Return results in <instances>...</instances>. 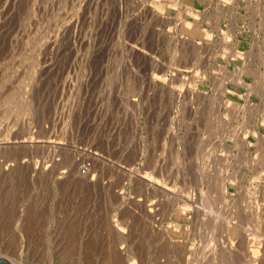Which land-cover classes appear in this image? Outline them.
<instances>
[{"label":"rangeland","instance_id":"rangeland-1","mask_svg":"<svg viewBox=\"0 0 264 264\" xmlns=\"http://www.w3.org/2000/svg\"><path fill=\"white\" fill-rule=\"evenodd\" d=\"M165 1L0 0V163L15 166L0 174V255L24 264H110L106 255L123 249L122 264H159L166 228L177 221L171 203L137 182L141 176L220 209L209 235L191 218L185 250L172 246L160 264H186L195 251L250 253L243 236L256 224L264 173V0H207L199 10L210 37L196 38L200 52L179 48L184 9L159 16L155 7ZM180 68L189 71L181 80ZM226 107L235 114L225 115ZM87 166L93 186L62 180ZM118 189L122 206L151 200L154 212L132 211L127 228L114 226ZM227 223L244 230L228 238Z\"/></svg>","mask_w":264,"mask_h":264},{"label":"bare ground","instance_id":"bare-ground-1","mask_svg":"<svg viewBox=\"0 0 264 264\" xmlns=\"http://www.w3.org/2000/svg\"><path fill=\"white\" fill-rule=\"evenodd\" d=\"M145 2V1H144ZM222 2L223 3H228V2H230V1H228V0H222ZM142 5V8L144 9V6H143V4H141ZM208 4H207V0H167V1H165V3L162 5V4H159V5H156V7H155V9L158 11V12H156L157 14H159V16H162V17H165V16H177V14L176 13H178V11L180 10V7H182L183 9H184V12H183V17H181V19H180V21H181V31H182V33H184L185 34V36H180V42H179V48H183L184 49V47H186V46H191L192 47V50H194L195 52H196V50H197V52H200V49H201V47H203V46H200V43L201 42H199V41H197L196 40V38L197 37H200V38H209L210 37V33H209V31H208V29H207V26H205V25H203V22L205 21V19H207V17L206 16H201V11L199 10L200 8H202V7H206ZM27 9V8H26ZM187 10V11H186ZM98 11H99V9H98ZM97 11V12H98ZM120 15H121V13H120ZM152 15H156V14H154V12H152ZM120 17V16H119ZM96 19V18H95ZM162 21H163V19H161ZM6 21V20H5ZM5 21H2V22H4L5 23ZM22 21H24V20H22ZM95 21V20H94ZM121 22V21H120ZM27 23V22H26ZM29 24V23H28ZM3 25L4 24H1V26L3 27ZM95 25V24H94ZM5 26V25H4ZM6 27V26H5ZM120 27V26H119ZM1 28V27H0ZM6 29V28H5ZM119 29H121V28H119ZM118 29V30H119ZM261 30V29H260ZM119 32H120V30H119ZM119 36V35H118ZM241 44V43H240ZM207 46V45H206ZM190 47V48H191ZM89 48H90V46H89ZM131 48V47H130ZM132 50H133V48H131ZM179 50V49H178ZM181 51V50H180ZM87 53H88V51H87ZM85 54V59H86V61H87V59H88V55H90V54ZM178 53V52H177ZM176 53V54H177ZM180 54H182V52L180 53ZM178 55V54H177ZM184 55V54H183ZM201 55V54H200ZM92 57V56H91ZM198 57V56H197ZM239 57V56H238ZM241 57V56H240ZM261 57V56H260ZM122 58V57H121ZM199 58V57H198ZM262 59V58H261ZM90 59H88V61H89ZM263 60H264V55H263ZM194 63V62H193ZM192 63V64H193ZM195 64H196V62H195ZM84 65H86L85 63H84ZM84 65H83V68H84ZM219 65H221V64H219ZM32 67H33V65H32ZM86 67V66H85ZM191 67V66H190ZM221 68H223L224 67V65H221L220 66ZM30 69H31V67H30ZM30 69H29V71H30ZM34 70V69H33ZM84 70H85V68H84ZM83 70V71H84ZM197 70V69H196ZM257 70V69H256ZM258 71V70H257ZM87 72V71H86ZM252 72V71H251ZM188 74H189V71L187 70V69H182V68H180V69H176V73H175V75H176V79H183L184 77H186V76H188ZM33 75V74H32ZM81 75V74H80ZM83 76H84V73L82 74ZM31 76V75H30ZM240 76V75H239ZM82 77V76H81ZM85 77H86V75H85ZM262 77V76H261ZM80 78V77H79ZM84 78V77H83ZM240 78V77H239ZM28 79V78H27ZM189 80H190V78H188ZM258 79V78H257ZM29 80V79H28ZM188 80V81H189ZM260 80V79H259ZM25 81H26V79H25ZM81 81V80H80ZM28 82V81H27ZM26 82V83H27ZM188 83V82H187ZM221 84V83H220ZM248 84V83H247ZM28 85V84H27ZM188 85V84H187ZM245 86H246V83L244 84ZM254 86H255V84H254ZM219 87V86H218ZM244 87V86H243ZM261 87V86H260ZM253 88V87H252ZM24 88H22V90H23ZM188 89V88H187ZM191 89V88H190ZM190 89H188L189 91H188V94L189 95H191L192 96V90H190ZM256 89V88H255ZM257 89H258V86H257ZM256 89V90H257ZM219 90V89H218ZM26 91V90H25ZM194 91V90H193ZM261 91V90H260ZM249 92V91H248ZM253 92V91H252ZM259 92V91H258ZM77 93H78V91H77ZM77 93L75 94L76 95V97L74 98L76 101H77V99H79L77 96ZM185 93V92H184ZM197 93V92H196ZM261 93H264V88H263V90H262V92ZM187 94V95H188ZM193 94H195V92L193 93ZM205 94V93H204ZM228 94H229V96H231V97H238V93H236L234 90H229L228 91ZM257 94H259V93H257ZM21 96H24L25 94H20ZM19 95V96H20ZM186 95V96H187ZM188 95V96H189ZM197 95V94H196ZM30 96V95H29ZM216 96V95H215ZM28 97V96H27ZM190 97V96H189ZM26 98V97H25ZM212 98V97H211ZM214 98V97H213ZM216 99V98H215ZM20 100V99H19ZM26 100V99H25ZM74 100V101H75ZM213 100V99H212ZM225 100V99H224ZM28 101V100H27ZM211 101V100H210ZM17 102H19V101H17ZM226 103H225V105H229L230 104V102L229 101H225ZM20 103V102H19ZM25 103V102H24ZM28 103H29V101H28ZM76 103V102H75ZM74 103V104H75ZM77 103H79V102H77ZM73 104V103H72ZM259 104V103H258ZM23 105V104H22ZM29 105H30V103H29ZM28 105V106H29ZM27 106V104H26V107H28ZM24 108H25V106H24ZM238 108L239 109H241L242 108V104H238ZM225 110H230V109H228L227 107L225 108ZM225 113V112H224ZM223 113V114H224ZM99 114V113H98ZM101 114H102V111H101ZM234 115L235 113H233L232 112V110H230V111H227L226 113H225V115ZM100 115V114H99ZM103 115V114H102ZM236 115H239V112L238 113H236ZM222 117V116H221ZM224 117V116H223ZM223 119V118H222ZM226 119V118H225ZM228 119H229V117H228ZM100 120V119H99ZM104 120V119H103ZM224 120V119H223ZM258 121V120H257ZM218 122V121H217ZM216 122V123H217ZM220 122V121H219ZM239 122V121H238ZM263 122V121H262ZM264 123V122H263ZM218 125V124H217ZM238 125V124H237ZM224 126V125H223ZM215 127V126H214ZM227 127V126H226ZM234 127H235V125H234ZM262 127H263V125H262ZM238 128H239V126H238ZM263 129H264V127H263ZM96 130V129H95ZM221 130V129H220ZM239 130V129H238ZM238 130H236V131H238ZM98 131V130H97ZM172 132V131H171ZM96 133V132H95ZM168 133V132H167ZM169 133H170V131H169ZM99 134V133H98ZM171 134V133H170ZM234 134H236V133H234ZM261 134H262V136H264V130L263 131H261ZM254 135V133H252L251 135H249L250 136V138L252 139V140H255V136H253ZM235 136V135H234ZM171 138V137H170ZM233 138V137H232ZM234 138H236L237 139V137H234ZM172 140V139H171ZM197 140V139H196ZM22 141V144H28V146H31V145H35L36 144V141H32V140H21ZM200 141V140H199ZM202 141V140H201ZM200 141V142H201ZM220 141V140H219ZM235 141V140H234ZM247 141V140H246ZM199 142V143H200ZM203 142V141H202ZM236 142V141H235ZM248 142V141H247ZM246 143V142H245ZM249 143V142H248ZM47 144H49V145H51V146H58V144H59V142H57V141H50V142H48ZM170 144H172V143H170ZM201 144H204V143H201ZM221 144H224V143H221ZM240 144V143H239ZM242 144V143H241ZM252 144H254V143H252ZM227 145H229V144H227ZM226 145V146H227ZM231 145V144H230ZM204 146V145H203ZM202 146V147H203ZM225 146V147H226ZM236 146V145H235ZM238 146V145H237ZM241 146V145H240ZM1 147H3V146H1V144H0V148ZM205 147V146H204ZM228 148V147H227ZM226 148V149H227ZM259 148V147H258ZM263 149V148H262ZM225 150V149H224ZM255 150H256V148H255ZM259 151V150H258ZM10 152L11 151H9V154H10ZM223 152V151H222ZM4 153V152H3ZM13 153V152H12ZM126 153V152H125ZM128 153V152H127ZM126 153V154H127ZM219 153H220V151H219ZM2 154V153H1ZM222 154V153H221ZM220 154V155H221ZM4 155H6L5 153H4ZM12 155V154H11ZM128 155H130V153H128ZM224 155V154H223ZM225 155H227V154H225ZM3 156V155H2ZM7 156H9L8 155V153H7ZM6 156V157H7ZM222 156V155H221ZM231 156V155H230ZM13 157V156H12ZM131 157V156H130ZM135 157V156H134ZM95 158V157H94ZM93 158V159H94ZM4 159H5V156H4ZM7 159V158H6ZM10 160L12 159V158H9ZM8 159V160H9ZM262 159V158H261ZM13 160V159H12ZM11 160V161H12ZM95 160V159H94ZM93 160V161H94ZM96 160H98V159H96ZM254 160V159H253ZM255 160H257V159H255ZM14 161V160H13ZM12 161V162H13ZM249 161V160H248ZM252 161V160H251ZM262 161V160H261ZM260 161V162H261ZM20 162V161H19ZM245 162V161H244ZM260 162H258L257 161V163H255V165L257 164V165H260V164H262V163H260ZM264 162V161H263ZM11 162H9V163H6L5 161H3V163L1 162L0 163V174H10L12 171H14V169H15V166H14V163L13 164H10ZM97 163V162H96ZM239 163H241V161L239 162ZM259 163V164H258ZM248 164V163H247ZM252 164V163H251ZM254 164V163H253ZM17 165H19L20 166V164H17ZM241 165V164H240ZM249 165V164H248ZM19 166H16V168L18 169V167ZM43 167V166H42ZM245 167H247V165L245 166ZM44 168V167H43ZM91 168V167H90ZM252 168H254V167H252ZM252 168H251V170H252ZM255 168H256V166H255ZM254 168V169H255ZM262 168V167H261ZM15 170V172L17 171L18 172V170ZM42 169V168H41ZM45 169V168H44ZM87 169V170H86ZM89 168H88V166H87V168H85V170L83 169V170H81V168H74L73 170H71V171H68V172H63V174L61 175V178H62V180H64V181H66L68 184L69 183H72V184H77L76 186H80V187H84V188H86L85 186H91V184H92V186L94 185V183H95V177H93V175L90 173V169L88 170ZM96 169V168H95ZM92 171H93V169H91ZM260 170V169H259ZM264 170V169H263ZM37 171V170H36ZM253 171V170H252ZM258 171V170H257ZM257 171H256V175L259 173H257ZM14 172V173H15ZM38 172V171H37ZM42 173V172H41ZM93 173V172H92ZM12 174V173H11ZM199 174V173H198ZM3 175V176H4ZM14 175V174H13ZM124 175V177H125V179L127 178V174H123ZM208 175V174H207ZM255 175V176H256ZM260 176L259 177H257L258 178V181H259V183H258V185H259V187H261V189H260V191L262 192V193H260L262 196H260V198H258V199H260L262 202H261V205H258V204H256L257 206H260L259 207V213H258V215H257V220H256V224H255V226L254 227H251V226H249V228L251 229V230H249V232H247L246 234H244V236H243V238L245 239V241H243V242H245L246 243V245L249 247V249L251 250L250 251V253L248 252V254H245V255H241V254H239V255H237V252L236 251H231L230 249L228 250L227 249V251H224L223 250V253H221L222 251V249H220V247H219V251H221L220 253H219V255H212L211 254V256L208 254V255H204L205 253H203V254H199V253H197L196 251H195V253H193V256H191L187 261H185V263L186 264H215V262H216V260L221 256L222 258H221V260H222V263L221 264H264V173H262V174H259ZM1 176V175H0ZM10 176V175H9ZM8 176V177H9ZM198 176H200V175H198ZM197 176V177H198ZM222 175H220V177H221ZM228 176V175H227ZM4 177H6V175L4 176ZM15 177V176H14ZM206 177V176H205ZM208 177V176H207ZM219 177V176H218ZM231 177H233V179H234V176H231ZM230 177V179L231 180H233L232 178ZM201 178V177H200ZM199 178V179H200ZM128 179L130 180V182L133 180L132 179V177H131V175H129L128 174ZM221 179V178H220ZM227 179V178H226ZM237 179V178H236ZM138 180H142V182L141 181H137L139 184H143V185H145V186H147L150 190H152L153 192H154V196L155 195H159V196H161L163 199H166L169 203H171L172 204V209H171V211L173 212L172 213V215H173V218H174V220L175 221H177V223L176 224H168V226H167V228H166V233H167V236H166V238H165V240L163 241V243L161 244V246L160 247H162L163 249H164V251H162V252H166L165 253V259H164V261H162V260H158L160 263H162V262H166V259H167V256L169 255V253H170V249H171V247L172 246H174V247H178L179 249H183V250H185L184 249V247H183V244L182 243H184L185 242V240H187V238H188V236H189V233H190V231H191V228H189V220H191V218H194V219H196V221L197 222H199L200 223V228L199 229H201V228H209V229H211L210 231H207V234L208 233H212L213 231V229L212 228H210V227H215L214 226V220L220 215V209L216 206L215 207V205H213V204H211L210 205V203L208 202V204L209 205H207V207L206 206H204V207H206V208H204L203 206H202V204H200L199 206H197V203L195 204L194 202H195V200H194V197H193V195H191L190 193H185V191H182V192H180V193H177V192H175V188L169 183V182H167V181H159V180H156V179H147L145 176H141L140 178H138ZM205 180V179H204ZM225 180V179H224ZM229 180V179H228ZM235 180V179H234ZM233 180V181H234ZM210 181V180H209ZM221 181V180H220ZM223 181V180H222ZM226 181V180H225ZM236 181V183H237V180H235ZM235 181H234V183H235ZM202 183V182H201ZM223 184H224V182H222ZM221 183V184H222ZM230 183L232 184V182L230 181ZM221 184L219 185V186H221ZM223 184H222V187L221 188H224V186H223ZM201 184H199V186H200ZM79 186H78V188H79ZM216 186V185H215ZM219 186L217 187V188H219ZM211 187V186H210ZM200 188V187H199ZM76 189H77V187H76ZM82 188H80V189H78V191L79 190H81ZM220 189V188H219ZM83 190V189H82ZM85 190V189H84ZM222 190H224V189H222ZM202 191V190H201ZM206 191V190H205ZM82 192V191H81ZM203 193H204V190H203ZM114 195L116 196L115 198V201H114V203L113 204H117V207H118V209H119V212L118 211H116V213H112L113 214V216H112V218H110V219H112V223H113V225L114 226H116V227H118V228H124V226L127 228V225H128V222H129V220H128V216H131V215H129L132 211L134 212L135 210H142V212L146 215V214H152L153 212H154V209H155V205H154V201H151L150 200V202H148L147 203V201L146 202H144L143 203V207L141 208V209H136L137 207H138V204H136V201L137 200H135V198L134 199H132L131 200V203L129 204V205H127L126 207L123 205L122 206V202L124 201V194H123V192H122V190H120V189H118V190H116L115 191V193H114ZM204 195H206V193L204 194ZM203 195V196H204ZM215 196V195H214ZM225 196V195H224ZM209 197V196H208ZM216 197V196H215ZM203 198H205V197H203ZM209 199V198H208ZM228 199V198H227ZM147 200V199H146ZM206 201V199H203V201ZM224 200V199H223ZM139 201V200H138ZM145 201V200H144ZM204 201V202H205ZM228 201H229V199H228ZM227 201V202H228ZM256 201H257V199H256ZM140 202V201H139ZM143 202V201H142ZM179 203V208L177 207V209H173V205L175 204V203ZM207 202V201H206ZM226 202V203H227ZM233 202V201H232ZM244 202V201H243ZM259 202V201H258ZM230 203H231V201H230ZM204 204V203H203ZM224 204V203H223ZM222 204V205H223ZM254 204V203H253ZM230 205V204H229ZM137 206V207H136ZM200 206H202V207H200ZM229 207V206H228ZM140 208V207H139ZM223 209H224V207H222ZM230 208H231V206H230ZM116 209V208H115ZM228 209V208H227ZM236 209V208H235ZM121 210V211H120ZM232 210V209H231ZM171 211H170V213H171ZM223 211V210H222ZM229 211V210H228ZM233 211V210H232ZM132 212V213H133ZM226 212V211H225ZM221 214H223V213H221ZM133 216V215H132ZM217 216V217H216ZM216 217V218H215ZM221 217V216H220ZM130 219V218H129ZM127 223V224H126ZM132 223V222H131ZM175 223V222H174ZM221 223V222H220ZM219 223V224H220ZM224 224H225V222H224ZM224 224H221V225H224ZM230 224V223H229ZM228 223H227V229L225 230V233H226V231L227 230H229V235H228V238L230 237V235L232 236V234H233V236H234V234H235V232L238 230V228L240 227H238V228H236L237 230H235V228L233 227V225L231 226V225H229ZM25 226V225H24ZM237 226V225H236ZM247 227V226H246ZM5 228V227H4ZM9 228V227H8ZM25 228H27V226H25ZM216 228V227H215ZM218 228H220V227H218ZM223 228V227H222ZM241 229L243 228V227H240ZM199 229H197L198 231H199ZM221 229V228H220ZM10 230V229H9ZM31 230V229H30ZM128 230V229H127ZM244 229H242V231H243ZM246 230V229H245ZM11 231V230H10ZM23 231V230H22ZM25 231H28L29 232V230L27 229H25ZM218 231V230H217ZM240 231V233H241V230H239ZM24 232V231H23ZM32 232V231H31ZM228 232V231H227ZM238 232V231H237ZM5 233V232H4ZM215 233V232H214ZM213 233V234H214ZM239 233V234H240ZM3 234V233H2ZM8 234V233H7ZM10 234V233H9ZM25 234V233H24ZM212 234V235H213ZM220 234H222V233H220ZM236 234H238V233H236ZM238 234V235H239ZM242 233L240 234V236H242L243 235ZM5 235V234H4ZM26 235V234H25ZM24 235V236H25ZM209 235V234H208ZM225 235H227V234H225ZM2 236V235H1ZM236 236V235H235ZM26 237V236H25ZM206 237V236H205ZM208 237V236H207ZM207 237H206V239H207ZM19 238H22V236L21 237H19ZM204 238V237H203ZM209 238H211V237H209ZM208 238V239H209ZM213 238V237H212ZM216 238V237H215ZM227 238V239H228ZM233 238V237H232ZM237 238V240H238V237H236ZM241 238V237H240ZM242 238V239H243ZM208 239H207V241H208ZM226 239V238H225ZM225 239H223V240H225ZM204 240V239H203ZM211 240V239H210ZM213 240V239H212ZM216 240V239H215ZM94 241V240H93ZM205 241V240H204ZM230 241V240H229ZM227 242V244L228 243H230V242ZM240 241H241V239H240ZM239 241V242H240ZM91 242H92V240H91ZM216 242V241H215ZM238 242V243H239ZM71 243V242H70ZM121 243H123V241H121ZM202 243V242H201ZM205 243V242H204ZM210 243V242H209ZM117 244V243H116ZM119 244H120V241H119ZM203 244V243H202ZM222 244V243H221ZM224 244H226L225 242H224ZM243 244V243H242ZM71 245V244H70ZM207 245H208V243H207ZM206 245V246H207ZM217 245V244H216ZM239 245V244H238ZM241 245V244H240ZM239 245V246H240ZM72 246V245H71ZM198 246V245H197ZM212 246V244H210V246L209 247H211ZM226 245H224V247H225ZM242 246V245H241ZM205 247V246H204ZM208 247V248H209ZM215 247V246H214ZM214 247H213V249H214ZM68 248V247H67ZM72 248H73V246H72ZM217 248V247H216ZM229 248V247H228ZM230 248H232V247H230ZM238 248H240V247H238ZM70 250H71V248H69ZM109 249V248H108ZM161 249V248H160ZM235 249V248H234ZM237 250H239V249H237ZM69 251V250H68ZM110 251V250H109ZM108 251V252H109ZM201 251H203V250H201ZM200 251V252H201ZM210 251V250H209ZM213 251V250H212ZM218 251V252H219ZM112 253L113 252H115V253H113V254H109V255H106V259H107V262L108 263H110V264H122L123 263V261H125V257H124V255H123V249L121 250V249H114L113 251H111ZM204 252H206L205 251V249H204ZM214 252V251H213ZM207 253V252H206ZM240 253V252H239ZM244 253H246V252H244ZM162 254H164V253H161V255ZM241 255V256H240ZM105 259V260H106ZM159 259H160V257H159ZM219 260V259H218ZM218 260H217V262H218ZM12 264H24V263H22V261L21 260H9ZM157 261V262H158ZM162 261V262H161ZM122 262V263H121ZM158 262V263H159ZM220 262V261H219ZM159 263V264H160ZM131 264V263H130ZM164 264V263H163ZM220 264V263H219Z\"/></svg>","mask_w":264,"mask_h":264},{"label":"water","instance_id":"water-1","mask_svg":"<svg viewBox=\"0 0 264 264\" xmlns=\"http://www.w3.org/2000/svg\"><path fill=\"white\" fill-rule=\"evenodd\" d=\"M0 264H12V263L9 261V259L0 255Z\"/></svg>","mask_w":264,"mask_h":264}]
</instances>
